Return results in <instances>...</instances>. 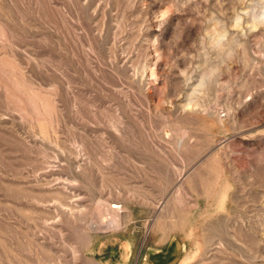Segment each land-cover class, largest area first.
<instances>
[{
    "label": "rangeland",
    "instance_id": "obj_1",
    "mask_svg": "<svg viewBox=\"0 0 264 264\" xmlns=\"http://www.w3.org/2000/svg\"><path fill=\"white\" fill-rule=\"evenodd\" d=\"M155 233L264 264V0H0V264Z\"/></svg>",
    "mask_w": 264,
    "mask_h": 264
},
{
    "label": "crops",
    "instance_id": "obj_2",
    "mask_svg": "<svg viewBox=\"0 0 264 264\" xmlns=\"http://www.w3.org/2000/svg\"><path fill=\"white\" fill-rule=\"evenodd\" d=\"M129 259L124 264H129L132 256V248ZM126 254L124 251L123 256ZM185 254V246L181 239L173 234H152L148 240L146 250L143 252L138 264H180Z\"/></svg>",
    "mask_w": 264,
    "mask_h": 264
}]
</instances>
